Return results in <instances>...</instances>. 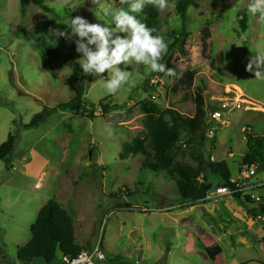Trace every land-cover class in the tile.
Instances as JSON below:
<instances>
[{"label": "rangeland", "instance_id": "rangeland-1", "mask_svg": "<svg viewBox=\"0 0 264 264\" xmlns=\"http://www.w3.org/2000/svg\"><path fill=\"white\" fill-rule=\"evenodd\" d=\"M42 1L50 13L32 4L23 12L19 0H0V145L9 134L16 137L10 163L0 161V264H20L17 250L29 241L38 210L52 199L72 218L79 244L89 250L101 241L105 255L119 257L122 264H264V215L248 214L247 206L232 196H217L218 178L204 173L200 179L211 185L206 198L185 204L167 174L141 169L140 155L120 156L125 144L144 135L140 102L149 99L161 109L192 116V96L199 87L210 126L199 153L208 163L224 161L230 178H240L247 142L264 137V111L257 108L264 110V81L246 71L251 57L264 55V24L247 12L248 0H195L197 7L188 10L184 21L175 13V0H169V10H157L156 35L168 45L171 32L183 28L189 34L187 55L176 49L172 63L197 76L190 90L177 95L166 77L150 78L154 72L143 65L129 66L134 86L107 94L103 81L108 74L92 78L79 66L75 37L51 34L54 29L68 31L64 23L70 17L103 25L98 18L103 6L75 0L79 7L69 14L61 0ZM102 4L126 7L119 0ZM234 9L245 10L246 32L240 30ZM107 22L112 23L111 17ZM204 29L210 37L203 41ZM47 51H53L45 57L52 71L42 68ZM79 86L81 113L58 108L75 97ZM225 98L247 103L238 109L227 101L228 109H221ZM100 104L108 107L106 113ZM44 108L49 115L26 128ZM212 108L221 112L225 125L210 120ZM106 126L113 129L111 137ZM190 151L184 148L177 161L194 165ZM249 184L245 194L254 196L251 210L264 205V168ZM60 257L58 253L51 264H60ZM33 264L46 263L39 259Z\"/></svg>", "mask_w": 264, "mask_h": 264}, {"label": "trees", "instance_id": "trees-1", "mask_svg": "<svg viewBox=\"0 0 264 264\" xmlns=\"http://www.w3.org/2000/svg\"><path fill=\"white\" fill-rule=\"evenodd\" d=\"M19 2L23 12L30 4L39 7L44 13L51 12L42 0H19ZM196 7L195 0H175V13L182 21L186 19L188 10ZM139 16L140 21L153 29V35H156L159 28L157 9L146 6ZM236 20L240 30L246 32L248 23L244 9L237 12ZM169 35L172 42L168 45V50L160 62L164 63L167 68L175 70L176 76L168 77L164 73L154 72L150 78L157 76L162 79L166 77L170 81V91L177 95L190 90L194 86L197 73L188 68H174L172 63V54L176 49L181 55H187L184 51V45L189 34L182 28L180 31L171 32ZM209 37V31L204 29L202 40H207ZM52 53L53 51H47L42 58V68L45 71H52L45 58ZM150 78L146 80V83L151 88ZM75 93L76 95L72 100L60 104L58 108L77 114L81 113L82 87L79 86ZM192 100L194 103L192 116L180 114L172 107L161 109L149 99L140 102L138 108L143 114L144 135L143 137H135L131 143L125 144L120 155L122 160L133 159L140 155L143 157L141 169L154 173L162 171L171 177L175 182L180 201L185 204L200 202L206 198L211 185L207 184L206 180L200 179L206 172L218 178L219 187L228 186L232 190L235 189V186L230 183L231 178L226 163L224 161L208 163L199 153L204 140V132L210 127L206 123L207 110L201 88L197 87L194 90ZM100 107L103 113L108 111V107H102V104H100ZM211 110L213 111L214 108ZM48 115V109L44 108L25 127L36 126ZM15 142L16 137L9 134L6 141L0 145V161L10 163V157L15 149ZM184 148L191 149L189 156L192 157L194 165L177 161V158L180 155L182 156ZM241 163L242 166L255 164L258 169L264 168V137H254L247 142V152L242 157ZM231 196L240 205L247 206L246 212L248 214L254 217H257V214L264 215V205H258V207L249 210L248 205L251 204L249 196L240 193H233ZM85 250L84 246L76 243L72 218L60 203L52 199L38 210L36 218L30 226V239L24 246L18 248L16 259L20 264H32L39 259L46 264H51L55 261L58 253L75 256ZM106 261L111 264H122L119 257L114 259L107 257Z\"/></svg>", "mask_w": 264, "mask_h": 264}, {"label": "clouds", "instance_id": "clouds-1", "mask_svg": "<svg viewBox=\"0 0 264 264\" xmlns=\"http://www.w3.org/2000/svg\"><path fill=\"white\" fill-rule=\"evenodd\" d=\"M91 3L103 6L102 16H98L104 21L103 25L89 23L81 16L71 18L69 15V22L64 23L68 31L54 29L51 33L66 39L75 37L76 52L81 54L78 64L86 76L100 78L107 73L103 81L107 94H116L124 85L134 86L136 78L129 66L134 69L143 65L151 72L176 76L175 70L160 62L168 50L164 37L153 35L154 30L138 19V14L146 6H152L160 12L169 10L173 7L169 0H119V5L126 7L103 5L102 0H91ZM61 6L69 10V14L79 7L75 0H61ZM247 12L264 24V0H248ZM108 17H111L112 23L107 22ZM121 33L124 35H119ZM246 71L252 72L257 80L264 81V55L257 53L251 57ZM104 132L108 137L113 135L111 127L106 126Z\"/></svg>", "mask_w": 264, "mask_h": 264}, {"label": "built area", "instance_id": "built-area-1", "mask_svg": "<svg viewBox=\"0 0 264 264\" xmlns=\"http://www.w3.org/2000/svg\"><path fill=\"white\" fill-rule=\"evenodd\" d=\"M227 101L232 102L234 107H237L238 109H241L242 104L247 103L246 101L242 100L240 101V98L238 100H235V98L230 99H222V103L220 105L221 109H228ZM252 106H249V110H255L254 108L256 106H253L254 108H250ZM210 120L213 122L225 125L226 121L222 120V114L219 111L213 110L208 113ZM209 124H212L211 121H209ZM92 145H95L94 142H92ZM258 170V166L253 164L250 166H244L239 179H231L230 183L235 186V189H231L228 186H221L217 188L216 195L217 196H231L233 193H240L243 195H246L245 193H249L251 189V185L249 184V180L255 175L256 171ZM247 191V192H245ZM249 196V195H248ZM254 199V196H250ZM107 259V256L102 251L101 247V241H98L97 244L85 251H81L79 254L72 256V255H61L60 257V264H101L104 263Z\"/></svg>", "mask_w": 264, "mask_h": 264}, {"label": "crops", "instance_id": "crops-1", "mask_svg": "<svg viewBox=\"0 0 264 264\" xmlns=\"http://www.w3.org/2000/svg\"><path fill=\"white\" fill-rule=\"evenodd\" d=\"M258 108V110H262V111H264L263 109H261V108H259V107H257ZM254 109H256V108H254ZM73 227H74V224H73ZM76 229L74 228V236H75V240H76ZM76 243L78 244V245H80V246H83L82 244H79L78 242H77V240H76ZM34 263V262H33ZM32 263V264H33Z\"/></svg>", "mask_w": 264, "mask_h": 264}, {"label": "water", "instance_id": "water-1", "mask_svg": "<svg viewBox=\"0 0 264 264\" xmlns=\"http://www.w3.org/2000/svg\"><path fill=\"white\" fill-rule=\"evenodd\" d=\"M94 78H98V76L97 77H94ZM250 139V136H247V140H249ZM96 160H95V158H93V162H95Z\"/></svg>", "mask_w": 264, "mask_h": 264}]
</instances>
